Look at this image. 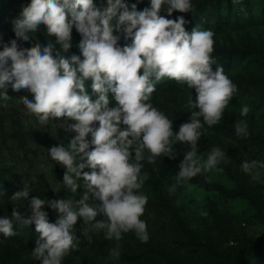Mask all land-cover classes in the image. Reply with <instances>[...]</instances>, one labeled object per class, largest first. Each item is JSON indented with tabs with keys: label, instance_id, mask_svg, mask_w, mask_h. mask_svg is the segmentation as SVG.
I'll return each instance as SVG.
<instances>
[{
	"label": "clouds",
	"instance_id": "1",
	"mask_svg": "<svg viewBox=\"0 0 264 264\" xmlns=\"http://www.w3.org/2000/svg\"><path fill=\"white\" fill-rule=\"evenodd\" d=\"M238 2V0H234ZM30 0L12 20L15 38L0 49V107L18 95V103L41 125L59 121L67 142L48 147V156L63 169L61 189L55 198L32 195L28 184L15 191L11 201H24L10 216H0V234L18 235V228L34 226L31 255L38 264H63L79 250L80 235L89 243L90 233L102 232L115 241L110 257H121L120 241L134 233L149 240L148 224L141 219L148 196L141 189L149 179L144 163L157 158L177 160L175 145H187L179 160L175 193L181 185L205 173L220 172L228 163L226 153L214 146L203 158L199 141L204 125H218L238 91L237 85L213 57L214 33L174 12L192 13V0ZM46 30V44L36 34ZM80 39L72 53L73 30ZM28 44L30 46H21ZM174 81L191 91L185 107L187 120L175 121L152 102L156 85ZM31 94V98L29 95ZM250 108L243 105L241 117ZM202 118V119H201ZM235 135L247 139L246 120L234 125ZM264 167L245 160L241 169ZM206 182L211 178L206 176ZM54 212L55 220L49 218ZM206 215V213H205Z\"/></svg>",
	"mask_w": 264,
	"mask_h": 264
},
{
	"label": "rangeland",
	"instance_id": "2",
	"mask_svg": "<svg viewBox=\"0 0 264 264\" xmlns=\"http://www.w3.org/2000/svg\"><path fill=\"white\" fill-rule=\"evenodd\" d=\"M135 2V0H130ZM30 0H0V41L15 38L12 20ZM192 13L174 12L170 18L183 15L189 21V32L198 26L214 33L213 57L217 65L237 85L238 91L225 110L218 125H204L199 141L203 158L214 146L225 151L228 163L223 171L205 173L181 185L175 193L169 187L175 175L161 160L144 163L142 172L149 175L141 191L148 196L146 212L141 219L148 224L149 240L140 242L134 233L124 235L119 242L121 257L114 261L109 250L115 241L105 240L102 232L90 233L92 241L80 235L79 250L68 256L63 264H264V167L252 174L241 169L245 160L264 162V0H192ZM141 0L138 7L149 6ZM41 43L47 42L43 26L36 34ZM80 37L73 30L70 54H79L75 46ZM21 46H30L22 44ZM2 49V44H0ZM191 90L174 81L156 85L152 102L175 121L176 129L187 120L185 107ZM12 99L7 108L0 107V216H10L16 207L23 212L24 201H11L10 196L24 184L41 198H55L51 189L62 185L63 169L50 159L48 147L67 142V134L59 121L41 125L37 118L18 103V95L9 89ZM31 98V94H28ZM243 105L250 108L241 117ZM202 119V118H201ZM246 120L250 137L238 138L234 125ZM179 153L176 164L188 150L187 145H175ZM206 176L211 182H206ZM49 218L55 220L50 209ZM206 213V215H205ZM18 235L4 238L0 234V264H38L31 255L35 246L34 226L18 228Z\"/></svg>",
	"mask_w": 264,
	"mask_h": 264
},
{
	"label": "trees",
	"instance_id": "3",
	"mask_svg": "<svg viewBox=\"0 0 264 264\" xmlns=\"http://www.w3.org/2000/svg\"><path fill=\"white\" fill-rule=\"evenodd\" d=\"M193 17H195V14H193ZM161 160H162V162H163V164L167 170H169L173 173H177L178 166L176 164V160H168L167 158L164 159L163 157H161ZM263 241H264V238L257 241L254 249H258L262 245Z\"/></svg>",
	"mask_w": 264,
	"mask_h": 264
}]
</instances>
